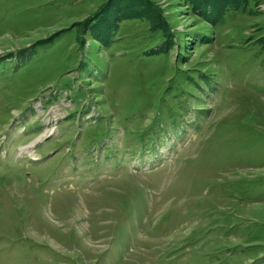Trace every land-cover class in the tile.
Listing matches in <instances>:
<instances>
[{
	"label": "rangeland",
	"instance_id": "obj_1",
	"mask_svg": "<svg viewBox=\"0 0 264 264\" xmlns=\"http://www.w3.org/2000/svg\"><path fill=\"white\" fill-rule=\"evenodd\" d=\"M0 264H264V0H0Z\"/></svg>",
	"mask_w": 264,
	"mask_h": 264
}]
</instances>
